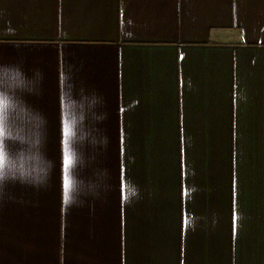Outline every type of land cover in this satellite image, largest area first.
Wrapping results in <instances>:
<instances>
[{
	"label": "crops",
	"instance_id": "1",
	"mask_svg": "<svg viewBox=\"0 0 264 264\" xmlns=\"http://www.w3.org/2000/svg\"><path fill=\"white\" fill-rule=\"evenodd\" d=\"M0 96V264H264V0H0Z\"/></svg>",
	"mask_w": 264,
	"mask_h": 264
},
{
	"label": "clouds",
	"instance_id": "2",
	"mask_svg": "<svg viewBox=\"0 0 264 264\" xmlns=\"http://www.w3.org/2000/svg\"><path fill=\"white\" fill-rule=\"evenodd\" d=\"M8 104L4 97L0 96V179H3L5 175V164H6V154L4 151L3 140L6 135L5 132V109ZM133 195H135V191L133 190Z\"/></svg>",
	"mask_w": 264,
	"mask_h": 264
},
{
	"label": "snow or ice",
	"instance_id": "3",
	"mask_svg": "<svg viewBox=\"0 0 264 264\" xmlns=\"http://www.w3.org/2000/svg\"><path fill=\"white\" fill-rule=\"evenodd\" d=\"M68 190H69V185H68V183L66 181V183H65V200L66 201H67V198H68Z\"/></svg>",
	"mask_w": 264,
	"mask_h": 264
}]
</instances>
